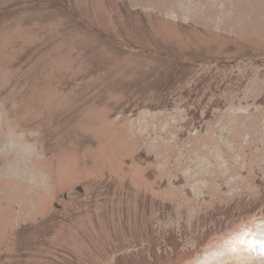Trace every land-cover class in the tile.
I'll return each instance as SVG.
<instances>
[{"label": "rangeland", "instance_id": "obj_1", "mask_svg": "<svg viewBox=\"0 0 264 264\" xmlns=\"http://www.w3.org/2000/svg\"><path fill=\"white\" fill-rule=\"evenodd\" d=\"M255 244L264 0H0V264H264Z\"/></svg>", "mask_w": 264, "mask_h": 264}, {"label": "bare ground", "instance_id": "obj_2", "mask_svg": "<svg viewBox=\"0 0 264 264\" xmlns=\"http://www.w3.org/2000/svg\"><path fill=\"white\" fill-rule=\"evenodd\" d=\"M255 240H256V242H257L258 239H255ZM254 249H255V248H254Z\"/></svg>", "mask_w": 264, "mask_h": 264}]
</instances>
